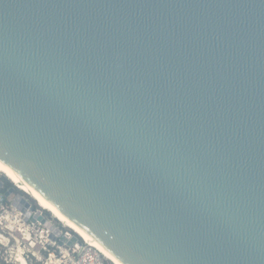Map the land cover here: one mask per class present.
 Returning <instances> with one entry per match:
<instances>
[{
	"label": "water",
	"instance_id": "95a60500",
	"mask_svg": "<svg viewBox=\"0 0 264 264\" xmlns=\"http://www.w3.org/2000/svg\"><path fill=\"white\" fill-rule=\"evenodd\" d=\"M0 173L116 264H264V0H0Z\"/></svg>",
	"mask_w": 264,
	"mask_h": 264
},
{
	"label": "built area",
	"instance_id": "2783aa9c",
	"mask_svg": "<svg viewBox=\"0 0 264 264\" xmlns=\"http://www.w3.org/2000/svg\"><path fill=\"white\" fill-rule=\"evenodd\" d=\"M2 190H0V224L9 217H15L19 223H27L28 235L25 236V240L29 241L30 249H34L37 245L42 246L43 250L49 253V258H56L58 264H113L97 248L84 241L77 232L56 219L39 204L37 206L35 199L27 192L25 195L17 194L9 202L6 193ZM38 216H42L45 221H40ZM73 239L76 241L69 245ZM2 247L3 245L0 244V253Z\"/></svg>",
	"mask_w": 264,
	"mask_h": 264
},
{
	"label": "rangeland",
	"instance_id": "374dc122",
	"mask_svg": "<svg viewBox=\"0 0 264 264\" xmlns=\"http://www.w3.org/2000/svg\"><path fill=\"white\" fill-rule=\"evenodd\" d=\"M4 179H7L13 185V187L8 190L10 191L9 195H6L9 202L14 199L17 194H26L25 191L18 188L9 178H7L2 173H0V180L3 183L0 190L6 189L7 187L6 180ZM36 204L38 206L37 201ZM50 213H47V215L52 216L53 214L51 213V215ZM27 226V223H19L18 220L15 219V217H9L8 220L4 219L2 221V224H0V244L5 247V250H3V247L1 248L0 260H3V258L5 257H9V259H11L13 262L19 264L16 259L18 255H22L27 259L28 264H58L59 262L56 260V258H49V253L45 252L42 246L37 245L34 249H30L29 241L25 240V236L28 235Z\"/></svg>",
	"mask_w": 264,
	"mask_h": 264
},
{
	"label": "bare ground",
	"instance_id": "6f19581e",
	"mask_svg": "<svg viewBox=\"0 0 264 264\" xmlns=\"http://www.w3.org/2000/svg\"><path fill=\"white\" fill-rule=\"evenodd\" d=\"M12 181V180H11ZM13 182V181H12ZM14 183V182H13ZM14 184H16V183H14ZM17 185V184H16ZM17 187H19L21 190H23V191H25L23 188H21L20 186H18L17 185ZM25 192H27V191H25ZM28 193V192H27ZM29 195H31L30 193H28ZM32 196V195H31ZM33 197V196H32ZM34 198V197H33ZM35 199V198H34ZM36 200V199H35ZM37 201V200H36ZM37 203L42 207V208H44V209H46V210H48L47 208H45L43 205H41L38 201H37ZM49 211V210H48ZM49 212H51V211H49ZM52 213V212H51ZM53 214V213H52ZM57 219H59L61 222H63L67 227H69V228H71L68 224H66L63 220H61L59 217H57L55 214H53ZM73 231H75L73 228H71ZM76 232V231H75ZM77 234H79L78 232H77ZM79 236H81L80 234H79ZM82 238H83V240L84 241H86V242H88V243H90V245H92V246H94L95 248H97L95 245H93L91 242H89L87 239H85L83 236H81ZM2 239V238H1ZM8 240V239H7ZM98 249V248H97ZM108 260H110L113 264H116L115 262H113L105 253H103L100 249H98ZM17 262L19 263V264H28V261H27V259L24 257V256H22V255H18V257H17Z\"/></svg>",
	"mask_w": 264,
	"mask_h": 264
},
{
	"label": "trees",
	"instance_id": "16d2710c",
	"mask_svg": "<svg viewBox=\"0 0 264 264\" xmlns=\"http://www.w3.org/2000/svg\"><path fill=\"white\" fill-rule=\"evenodd\" d=\"M4 180H6L7 187H6V189H3L2 192L6 193L10 188L13 187V185L7 179H4ZM3 250H5V247H3ZM3 250H2V252H3ZM0 264H16V263L11 261L9 259V257H5V258H3V260H0Z\"/></svg>",
	"mask_w": 264,
	"mask_h": 264
}]
</instances>
